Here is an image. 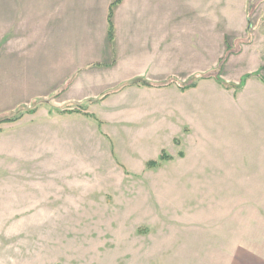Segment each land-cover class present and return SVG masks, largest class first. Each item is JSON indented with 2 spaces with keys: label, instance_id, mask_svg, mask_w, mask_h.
<instances>
[{
  "label": "rangeland",
  "instance_id": "rangeland-1",
  "mask_svg": "<svg viewBox=\"0 0 264 264\" xmlns=\"http://www.w3.org/2000/svg\"><path fill=\"white\" fill-rule=\"evenodd\" d=\"M187 81L180 92L168 86L146 104L133 101L131 112L123 101H110L102 115L94 110L100 120L88 113L48 118L60 91L46 101L0 108V120L18 118L0 123V264H180L172 229L181 244L192 234L197 248L200 239L218 248L221 221L191 233L198 221L189 217L215 211L239 189L194 188L188 165L234 164V148L264 151V83L246 81L238 113L218 88L192 90L195 82ZM7 88L3 81L0 104ZM43 104L45 111L35 114ZM216 252L197 251L195 264H220Z\"/></svg>",
  "mask_w": 264,
  "mask_h": 264
},
{
  "label": "crops",
  "instance_id": "crops-1",
  "mask_svg": "<svg viewBox=\"0 0 264 264\" xmlns=\"http://www.w3.org/2000/svg\"><path fill=\"white\" fill-rule=\"evenodd\" d=\"M0 6V87L3 81L8 87L3 111L46 101L60 91L50 102L55 109L45 112L48 118H54L51 113L61 118L88 113L99 119L95 111L102 115L100 108L110 101H123L131 112L137 107L133 101L150 102L168 88L161 83L172 78L183 85L193 79L192 90L203 84L218 88L231 97V112L239 113V90H225L206 77L220 68L226 83L239 86L249 75L247 82L257 77L263 86L264 0H2ZM169 88L180 92L176 84ZM22 93L20 102L13 99ZM57 108L80 113L60 114ZM231 155L236 159L231 165H188L192 187L239 192L235 199L223 197L215 211L189 217L198 221L191 233L202 232L201 224L221 221L218 248H207L201 239L203 247L197 248L192 234L181 244L172 229L173 259L180 264H195L197 251H218L220 264H264V196L259 190L264 189L259 183L264 151L234 148ZM257 163L263 165L257 168Z\"/></svg>",
  "mask_w": 264,
  "mask_h": 264
},
{
  "label": "trees",
  "instance_id": "trees-1",
  "mask_svg": "<svg viewBox=\"0 0 264 264\" xmlns=\"http://www.w3.org/2000/svg\"><path fill=\"white\" fill-rule=\"evenodd\" d=\"M111 17V16H110ZM109 17V18H110ZM112 35H113V30H112V25H110V36H111V38H112ZM250 41V40H249ZM248 41V42H249ZM228 59V55L221 61V65L220 66H222L225 62H226V60ZM214 78L216 81H217V83H219L220 85H222L224 88H226V89H228V90H230V89H236V90H242L243 88H244V86H245V83H246V81H247V79L248 78H250L249 77V75H247L246 77H244L243 79H242V82L239 84V86H236V85H231V84H227L226 82H224L223 80H222V77H221V73L218 75V74H216L215 76H207L206 78ZM262 81H263V83H264V78L262 79ZM171 85V83H165V84H162V85H160V87H168V86H170ZM194 86V85H193ZM187 87V86H186ZM186 87L184 86V85H180V88L181 89H186ZM32 110V113H33V109H31ZM60 114H65V113H80V111L79 110H72V111H68V110H63V111H58ZM86 116H89L90 117V115H86ZM16 120H18V118H15V119H8V120H0V123L1 122H14V121H16ZM164 158V157H163ZM151 164H154V163H152L151 162Z\"/></svg>",
  "mask_w": 264,
  "mask_h": 264
}]
</instances>
